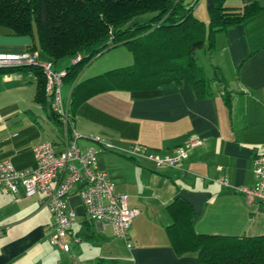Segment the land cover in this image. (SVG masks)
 <instances>
[{"label":"crops","instance_id":"1","mask_svg":"<svg viewBox=\"0 0 264 264\" xmlns=\"http://www.w3.org/2000/svg\"><path fill=\"white\" fill-rule=\"evenodd\" d=\"M251 2L261 10L218 32L201 63L209 81L204 97L176 82L162 84L152 98L135 99L124 90L94 93L93 77L133 62L126 45L129 64L101 65L88 73L93 59L80 73L83 84L73 94L63 86L80 135L77 145L97 147L92 137H100L118 147L99 150L96 160L115 190L128 196V206L139 209L130 226L131 247L110 226L76 213L65 238L70 248L63 251L49 242L53 218L42 192L29 197L0 193V264H200L195 254H176L167 235L172 223L167 206L181 189L207 193L192 219L196 233L264 234V202L233 189L253 187V158L264 153V0H226L225 5L238 8ZM31 45L30 37L0 27V52L20 53ZM61 63L55 62L54 69L67 67ZM36 92L37 75L31 68L0 72V160H9L18 170L35 167L33 149L40 143L52 141L56 149L64 144L50 97L45 91L44 101H37ZM192 136L201 144L174 166H158L122 151L141 145L166 154ZM78 188L75 184L70 195Z\"/></svg>","mask_w":264,"mask_h":264},{"label":"trees","instance_id":"2","mask_svg":"<svg viewBox=\"0 0 264 264\" xmlns=\"http://www.w3.org/2000/svg\"><path fill=\"white\" fill-rule=\"evenodd\" d=\"M199 1L0 0V27L30 37L28 50H38L40 57L53 63L80 55L66 67L63 79L72 94L83 84L78 78L86 65L105 51L126 45L133 62L93 77L94 93L124 90L135 99L152 98L159 95L162 84L176 82L186 83L198 97H204L209 81L196 49L209 53L218 32L242 23L261 7L251 2L233 8L225 5L226 0H206L205 23L193 14ZM25 67L37 75L35 99L44 101L45 77L39 68ZM21 68H0V72ZM167 208L172 218L167 235L176 254H195L200 264H264V234L196 233L195 214L185 200L177 198Z\"/></svg>","mask_w":264,"mask_h":264},{"label":"built area","instance_id":"3","mask_svg":"<svg viewBox=\"0 0 264 264\" xmlns=\"http://www.w3.org/2000/svg\"><path fill=\"white\" fill-rule=\"evenodd\" d=\"M80 59V55L71 58V63ZM31 66L39 68L45 77V91L50 97V109L63 129V147L56 149L52 141H44L34 147L36 165L33 168L18 170L9 160H0V193L32 196L37 192L44 195V205L53 218L52 233L49 242L68 251L66 236L70 233L72 218L76 215L70 207L68 198L75 184H79L76 194L81 199L85 216L110 226L112 234L123 239L131 247L130 226L138 215L139 209L128 206V196L118 192L107 171L99 168L96 153L102 149L118 147L100 137H92L97 147L90 145L81 149L77 145L80 138L74 128L70 113V100L62 96L65 69H54L53 62L40 57L37 50H25L20 53L0 52V68ZM202 140L192 136L184 145H179L170 153L159 154L147 147L133 145L122 149L132 157L148 159L158 166H174L187 157L189 149L197 147ZM253 187L237 186L233 189L246 197H256L264 202V153L253 158ZM56 181V185L53 182ZM218 182L231 188L225 178ZM75 241L78 240L76 237Z\"/></svg>","mask_w":264,"mask_h":264},{"label":"rangeland","instance_id":"4","mask_svg":"<svg viewBox=\"0 0 264 264\" xmlns=\"http://www.w3.org/2000/svg\"><path fill=\"white\" fill-rule=\"evenodd\" d=\"M193 14L195 16H197L200 20L204 21L205 23L208 22V12H207L206 0H200V2L198 4H196V6L193 9ZM128 53H130L128 48H126L125 46H122V45L117 46L113 49H110L109 51H106V52L102 53L101 55H99L98 57L95 58L93 63H91V65L88 66V73L92 72L93 69H96V68L100 67L101 65H104L103 67H105V66L110 67L112 65L117 67V66L129 64V63H125V62H127L125 59V55ZM195 55H196L200 64L202 62H205V60H207V57L209 56L207 51H205L204 49H196ZM57 62L58 63L62 62L61 63L62 66H68L71 64V61L68 58L58 60ZM118 64H120V65H118ZM59 67H61V65ZM110 68H113V67H110ZM85 69H87V65L83 68V70L81 72H83ZM63 86H62V96H63Z\"/></svg>","mask_w":264,"mask_h":264},{"label":"water","instance_id":"5","mask_svg":"<svg viewBox=\"0 0 264 264\" xmlns=\"http://www.w3.org/2000/svg\"><path fill=\"white\" fill-rule=\"evenodd\" d=\"M207 197V193L198 191H188L187 189H181L174 197V199L182 198L185 200L193 210L194 214H198L201 210V204ZM68 202L71 208L75 210L78 215H85L84 209L81 205V199L78 194L71 195L68 198Z\"/></svg>","mask_w":264,"mask_h":264}]
</instances>
